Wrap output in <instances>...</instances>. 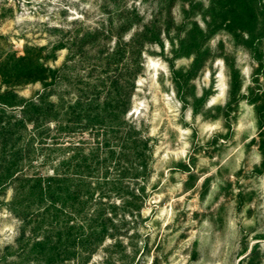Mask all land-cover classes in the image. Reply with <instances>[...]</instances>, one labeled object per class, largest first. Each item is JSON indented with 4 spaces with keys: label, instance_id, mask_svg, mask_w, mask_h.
<instances>
[{
    "label": "rangeland",
    "instance_id": "374dc122",
    "mask_svg": "<svg viewBox=\"0 0 264 264\" xmlns=\"http://www.w3.org/2000/svg\"><path fill=\"white\" fill-rule=\"evenodd\" d=\"M0 257L264 264V0H0Z\"/></svg>",
    "mask_w": 264,
    "mask_h": 264
},
{
    "label": "trees",
    "instance_id": "16d2710c",
    "mask_svg": "<svg viewBox=\"0 0 264 264\" xmlns=\"http://www.w3.org/2000/svg\"><path fill=\"white\" fill-rule=\"evenodd\" d=\"M35 100H26L24 101L23 104L20 105L21 110L25 115V117H27L28 119L30 118L31 120L32 117H35V119H37V117H41V116L44 117L48 113L47 110L42 112L43 110L42 106L39 105ZM46 131L48 130L39 129L37 135L38 136L43 135L44 133H46ZM28 153H29L28 149L24 150L22 154H19L20 156L19 159H21V157H24ZM106 162H107V157L101 158L102 166H104ZM21 173L22 170L16 171L14 177H17L18 175H22L24 178L27 177L26 174H21ZM52 176L53 177H50L49 179L45 180V182L41 176H37L36 191L31 195L34 199H37V201H42L44 199L49 200L50 198L54 197L56 194L61 195L59 196V200L65 197V193L67 189V186L65 184L66 178L58 177L61 176L60 174H53ZM29 179L31 180V178ZM26 180H28V178ZM21 181H23V178L21 179ZM23 196H24L23 192L20 191L17 195L16 200L12 203L18 208V211L25 209L30 201L29 199H25ZM3 260H5V258L0 257V262H2Z\"/></svg>",
    "mask_w": 264,
    "mask_h": 264
}]
</instances>
